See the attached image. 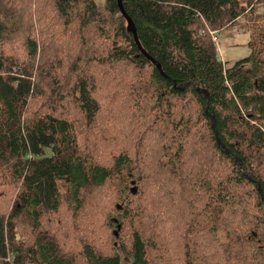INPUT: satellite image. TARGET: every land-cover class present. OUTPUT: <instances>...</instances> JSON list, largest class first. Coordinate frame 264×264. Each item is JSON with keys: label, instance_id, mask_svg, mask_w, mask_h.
<instances>
[{"label": "trees", "instance_id": "obj_1", "mask_svg": "<svg viewBox=\"0 0 264 264\" xmlns=\"http://www.w3.org/2000/svg\"><path fill=\"white\" fill-rule=\"evenodd\" d=\"M121 4L175 87L117 0H0V264H264V0Z\"/></svg>", "mask_w": 264, "mask_h": 264}, {"label": "rangeland", "instance_id": "obj_2", "mask_svg": "<svg viewBox=\"0 0 264 264\" xmlns=\"http://www.w3.org/2000/svg\"><path fill=\"white\" fill-rule=\"evenodd\" d=\"M94 1L98 6H103L106 0ZM256 14H264V7L257 5ZM258 24H261V22L259 21ZM251 25L252 23L247 22L245 17H240L232 25L214 33L213 36L216 39L218 54L220 55L222 61L227 62L228 66H231L233 63L247 57L249 54L247 44L250 39L252 40L251 35L253 28ZM73 38V35L69 33L67 41L64 42L65 44H68L67 47L75 48ZM219 236L222 241L227 240V236L224 234H220ZM123 263L128 264L124 258Z\"/></svg>", "mask_w": 264, "mask_h": 264}, {"label": "water", "instance_id": "obj_3", "mask_svg": "<svg viewBox=\"0 0 264 264\" xmlns=\"http://www.w3.org/2000/svg\"><path fill=\"white\" fill-rule=\"evenodd\" d=\"M117 5H118V8H119V11L121 13V15L123 16V18L125 19L126 21V30L128 33H130L133 37V40L135 41L136 45L138 46V49L140 51V54H142L146 59H148L153 65H155L157 71L159 72L160 76L163 77L165 80L167 81H170L172 82L173 86L175 87V82L170 80L161 70V67L158 63H156L152 58H150L149 56H147L145 54V52L142 50L140 44H139V41H138V38H137V33H136V29H135V26L132 22V20L130 19V17L125 13L124 9H123V6L121 4V0H117ZM194 88L196 89V91L203 95L204 98H205V101H206V108H205V113L208 115V103H209V95L207 93V91L205 90H201L199 88H197L195 85H193ZM180 90H183V85H180L179 87ZM210 120H211V128L214 132V136H215V139H216V143L219 147H221L222 149H226L225 146L221 143V140L219 138V135H218V132L216 130V127H215V120H214V117L213 116H210ZM226 153H230V151H228L227 149L225 150ZM235 160L237 161L238 163V166H239V169L240 171H243L242 170V166L240 164V161L238 158L235 157ZM134 182H131V185L133 186L131 189H130V193L132 195H136L137 194V188L134 186ZM258 193L260 194L261 196V199L264 201V197L262 195V192H261V189L260 187L258 188ZM120 229V227L118 226L116 231L114 232V237L115 238H118V230Z\"/></svg>", "mask_w": 264, "mask_h": 264}, {"label": "built area", "instance_id": "obj_4", "mask_svg": "<svg viewBox=\"0 0 264 264\" xmlns=\"http://www.w3.org/2000/svg\"><path fill=\"white\" fill-rule=\"evenodd\" d=\"M214 33H215V32H210V35H211V39L216 43V39H215V37L213 36ZM219 57H220V55H219ZM220 59H221V57H220ZM221 60H222V59H221Z\"/></svg>", "mask_w": 264, "mask_h": 264}]
</instances>
